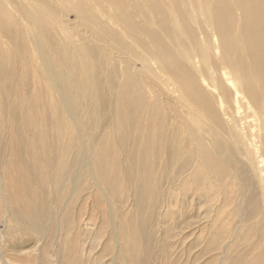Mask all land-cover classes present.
I'll list each match as a JSON object with an SVG mask.
<instances>
[{
    "label": "rangeland",
    "instance_id": "obj_1",
    "mask_svg": "<svg viewBox=\"0 0 264 264\" xmlns=\"http://www.w3.org/2000/svg\"><path fill=\"white\" fill-rule=\"evenodd\" d=\"M135 1L82 0L87 14L81 15L71 11L64 1L50 0L53 10L46 11L44 18L50 26L53 23V38L47 45L52 58L48 60L39 52L41 40L36 36L39 30L35 24L28 25L20 19L16 25L7 20L8 7L0 1V76L13 74L10 81L0 79V113L6 117L0 156V264H228L223 253L235 255L226 242L220 251L212 249V238L219 226V220L216 223L214 219L219 216L220 203L217 208L209 205L201 184H194L197 174L203 181V150L212 146L215 139L227 148L235 147L236 136L230 122L222 118L216 123L208 112V106L215 109L221 105L218 98L209 95L211 87L208 73L202 74L205 59L201 51L219 72L224 65V72L229 73L227 51L244 55L245 49L250 48L241 44V39H245L242 34L247 32L253 33V47L263 44L264 34L256 29L262 21L249 22V26L234 0H228L235 16L232 24H224L217 14L208 11L221 10L219 0H139L134 12ZM21 3V8L14 10L18 15L41 16L40 9L34 15L36 7L33 4L32 11L29 0ZM120 5L123 13L118 10ZM164 17L171 20L168 27L165 25L169 22H162ZM17 47L22 52L6 62ZM184 50L196 55L197 68L183 58ZM250 81L258 95L253 101L240 87L238 92L257 118L262 114L264 98L256 77ZM181 82H185V99L192 97L193 108L202 111L199 114L203 117L191 116L189 109L179 103L183 95L175 87H180ZM63 84L70 94L62 88ZM227 91L228 98L221 102L223 106L229 103L230 115L236 112L230 97L235 95L234 90ZM52 93L67 94L64 113L68 112L69 120L78 109L84 120L92 123L87 134L81 132V143L80 138H76L79 143L70 142V168L65 167V172H60L53 162L62 151L56 143L55 133L61 127L55 123ZM129 93L139 98L141 112L130 125V134L124 136L120 131V121L124 120L121 101ZM74 99L82 103L71 104ZM38 100L45 101L49 108L47 140L50 145H59L55 155L48 150L37 159V171L47 177L44 181L41 176L30 177L28 148L17 149L21 144L19 129H27L30 136L29 121L44 110L43 103L35 106ZM9 111L15 114L12 116ZM242 114L240 110L239 115ZM154 123L161 127L155 129ZM193 131L198 143L190 146L185 140L191 142ZM157 140L162 143L159 145ZM107 145L114 156L123 148L140 160L135 171L133 163V170L129 169L131 158L127 153L117 156L118 164L109 168L116 177L114 194L95 169L99 152ZM230 155L219 151L218 158L222 161L232 158ZM153 156L155 170L152 173L149 169L147 178L156 193L154 200L143 202V214L149 218L147 232L143 233L139 211L141 171ZM234 179L229 167L224 179L216 176L217 194L222 192L219 201L230 196L243 199L244 205L250 188L257 197V177L253 183H248L247 177L245 182ZM263 210L262 207L261 217ZM238 219L231 223L234 225ZM218 254L222 255V262L218 261Z\"/></svg>",
    "mask_w": 264,
    "mask_h": 264
},
{
    "label": "bare ground",
    "instance_id": "obj_2",
    "mask_svg": "<svg viewBox=\"0 0 264 264\" xmlns=\"http://www.w3.org/2000/svg\"><path fill=\"white\" fill-rule=\"evenodd\" d=\"M0 1L5 3L8 7L5 13V17H7L6 18L7 20H12L16 25L19 24L20 19L26 20L28 25L35 24V27L39 30L37 31L38 33L36 34V36L40 37L41 40V48L39 47V52L45 58V60H48V58H52L49 55L51 49H48L47 45L51 44L50 42L53 38V33H52L53 23L50 26L48 22L44 19L47 16L46 11L53 10V6L50 3V0H29L31 2L30 6L32 8V11H33V4L36 7L34 11V15H36V13H39V9H40L41 16H39L38 14L37 16H30L27 14L18 15L16 12H14V10H16L17 8H21L19 6L22 5L21 0H0ZM61 1L67 3L68 4L67 7L71 11H74L81 15L87 14V8L85 7L82 0H61ZM205 1L211 2L213 0H205ZM218 2H220L219 4L221 5V10L215 11L208 8V11L210 12L211 15L213 12L217 14L224 24H232L234 22L235 16L232 7L229 4V1L219 0ZM234 3L236 5L238 4L239 12L242 11L244 20L248 23V25L249 22H259V21H262L261 23L264 25V0H234ZM138 7H139V0H136L133 5V11L134 12L137 11ZM118 10L119 12L123 13V6L120 5ZM228 20L229 22L227 23ZM39 21H41V23ZM162 22L163 23L169 22L168 24L165 25V27H168L171 23V20L168 17H164L162 19ZM262 24L260 26L259 24H256V29L264 34V26ZM229 27L231 26L229 25ZM252 34L253 33L250 32L242 34L243 37H245V39H241L242 47L243 48L250 47L248 49H245L247 50V52L244 55L240 54L239 52L238 55H236L237 53L235 54L234 51H227L228 63L226 64L229 66V69L231 68L229 73L224 72L225 69L227 68L224 65H222L221 72H219L216 65L212 63L211 64L208 63L207 61L208 58L206 53L204 51H201V53L203 52L202 58L205 59V62H203L202 74L208 73V80L210 82L209 86L211 87L209 88L211 90L209 95L214 99L218 98L219 103L221 105V107L219 106L218 108L215 109H213L211 106H208V112L216 123L218 119H222V118L226 123L230 122L234 127L236 134V136H234L236 148L235 147L227 148L226 145L221 144L217 139H215L211 144L212 146H210L206 150L205 149L203 150L202 158L204 162L202 169L204 168V171L201 172V179L203 181L199 180L200 179L199 174H197L195 177L197 180H194V184L196 186H199L201 184V189L203 191L204 196L208 197L209 199L207 200V202H209L208 203L209 205L210 203L215 204V207L217 208L216 206L217 203H220L219 204L220 206H218L217 209L218 210L217 213L219 216L218 218L214 219L216 223L219 220L218 230L217 232H214L216 233V235L213 238L212 237L209 238H212L213 241L212 249L217 248L220 251V248L222 249L221 246H223L224 242H226L225 244H227L230 248H232V253L235 252L234 253L235 255L232 256L230 254H227L226 252L223 253V257L228 260V264H261L262 262L264 263V216L262 217L260 216L261 209L262 207L264 208V120H263L264 105L262 108V114H259V117L256 118V115L254 113H250L248 109L249 103L245 104L244 98L239 97V92H238V90L240 91L241 89V92L246 95V98L253 101L255 97L258 95L255 92L254 87H252L250 80L252 77H256L262 88L261 95L264 98V43L261 45L254 44L253 47L252 46L253 37H251ZM263 42H264V37H263ZM212 46L214 48L216 47V45L214 44ZM210 47L211 46H209L208 48ZM21 52H22L21 47H17L15 49V54H11V52L9 53L6 62H9V60L13 56L15 55L18 56V54H20ZM183 56H184L183 58L187 62L193 64L194 68H197L196 55H192L190 51L184 50ZM250 65L252 66V68L248 70ZM246 70L251 71V73H247ZM61 71L63 74L65 73L64 69H62ZM161 72L163 73L164 71ZM11 76L13 78V74H11L9 77L5 76L3 78L0 76V79L2 82L10 81ZM218 79L221 80L219 83L217 82ZM184 83L185 82H181L180 87H175L176 91H179V93L183 95V97H180L178 99L179 103L181 105L183 103V105L189 109L191 116L193 117L196 116V118L203 117L202 114H199V113H203L202 111L193 108L192 103L194 102V99L190 96L188 100L185 99L186 93L182 91V87ZM64 86L66 85L63 84L62 88L67 89L66 91L69 92L70 94L71 91L69 90V88L67 87L65 88ZM185 87L187 90L191 91L190 87H188L187 85H185ZM227 90H234V95H235V97L234 96H230V97L231 99H234L232 100V102H235L236 112H232L230 115H229L230 108L228 106L229 103L223 100L225 102L224 104L225 106H223L222 104L223 102H221V99L224 98L226 100L228 98ZM189 91H187V94H191V92ZM193 95H194L193 97L199 98V95H195V94ZM136 96H137L136 94L134 95L133 93H129L121 101V104L124 108L121 115L122 116L124 115L123 116L124 120H122L123 122L120 121V131L124 134V136H126V134H130V125L132 124L133 121L136 120L137 114L141 112V110H139L141 104H139V98ZM51 97H52L51 99L53 100L51 103V107L54 110L55 123L57 126L60 125L61 127L60 131L55 133L56 143L61 146L60 150L62 151L60 157L55 158L57 160L56 161L53 160V162H56V164H58V168L62 170L60 172H65V170H63L65 167L70 168L67 166V164L69 163L70 142L79 143V140H76V138H80V143H81L82 142L81 132H86L87 134L89 132V129L92 127V123L91 120L89 119L84 120L83 114H81L78 109L76 110L75 115L71 116L70 120L67 118L68 112L66 114L64 113V109L67 108L66 93H58V95L52 93ZM61 98H64L63 102H61ZM8 103L11 104L12 101L8 100ZM39 103H43L44 110L38 118L29 121L30 126H32V128L29 129L30 136H28L27 134V129H22V128L19 129L17 135L21 136L20 139L21 144L20 147H18L17 149H21L24 147L28 148L29 157L31 158V163H32V168L30 170V177L41 176L40 179L44 181L47 179V177L43 174L42 171L41 172L37 171L36 169L37 159H39L40 154H43L48 150H52L53 151L52 154L55 155L56 146L59 145L56 146L50 145V141L47 140L48 129L46 127V123H47V113L49 108L47 106V103L43 100L36 101L35 106H37ZM81 103L82 101L80 102V100H76V99L71 100V104L73 105L78 106ZM30 107L31 109L34 108L33 105H31ZM127 110H129L128 112L130 113L129 116L126 115ZM240 110H243L242 115H239ZM8 113L12 116L15 114L13 111H9ZM4 117L5 116H3L0 113V156L3 152ZM154 126L155 129H159V127H161L155 123ZM124 129L127 131L124 132ZM157 141L159 142V145L162 143L161 140H157ZM185 143L190 146H195L198 143L197 133L193 131L191 136V142L185 140ZM138 146L142 148L141 145ZM219 151H223L228 155H230L228 153L230 152L232 154L230 156L232 158L236 157V159L232 161V158H224L221 161L218 158ZM124 152L127 153V155L130 156L131 158L129 169L133 170L134 168L132 167V163H133L136 165V169H135L136 171L140 163L139 158L133 152H127L123 148H120L118 154L114 156V152L110 145H107L105 148L102 149V151L99 152V156L97 157V161L95 163L97 176L103 182L105 187L108 188L109 191H111L113 194H114L113 185L115 183L116 177L111 174V170H109V168H112V165L118 164L117 161L119 158H117V156H121L122 155L121 153ZM154 165H155V158L153 156L152 158L150 157V159H147L141 171L142 178L140 181V191H139L141 202L139 200V211L142 213V218H141L142 223L140 225V228L143 231V233L146 229H148V225H149V218L145 216V214H143L144 212V209L142 208L144 206L143 202L146 201L147 199L154 200L156 193L155 192L153 194V191L151 190L150 180L147 178V175H150L147 172L149 169H152V173H154L155 170ZM226 166L229 167L234 173V176L236 178L234 179V181L242 180L243 182H245V179L247 177V182L253 183L255 181L254 177L258 178L257 186L259 189V193L255 198L256 194H252V190L250 188L249 194H247L248 195L247 199L246 201H244L245 206L241 202L243 201V199L240 200L239 198L237 199L236 197H232L230 199L228 193L227 196H229V198L227 197L226 200L222 199L219 201V198L222 196V192L217 194L216 176L218 175L219 177H221V179H224L227 174ZM78 172H80V168H78ZM31 181L32 180L30 179V182ZM26 183H28V181H26ZM239 190H241V188H239ZM31 195L32 194H30V196ZM240 195L241 197L244 196V194H240ZM230 212H232L231 216H230ZM236 217H239V219L233 225L231 223V220H233ZM223 220H225V222H223ZM214 226L215 223H213L211 227V231L214 229ZM219 255L220 254H218L217 256L218 261H221L222 255L221 256ZM244 259H246V262H244Z\"/></svg>",
    "mask_w": 264,
    "mask_h": 264
}]
</instances>
